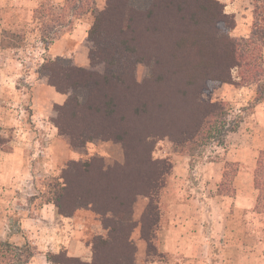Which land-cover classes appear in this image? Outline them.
<instances>
[{
    "label": "trees",
    "instance_id": "obj_1",
    "mask_svg": "<svg viewBox=\"0 0 264 264\" xmlns=\"http://www.w3.org/2000/svg\"><path fill=\"white\" fill-rule=\"evenodd\" d=\"M39 10H34L33 21L41 24ZM225 18L217 0H151L144 10L132 6L131 0H109L95 14L89 30L90 59L103 63L102 73L65 67L57 60L46 63L47 83L57 93L85 91L83 100L71 94L57 105L59 133L74 146L99 139L119 142L124 151L122 165L103 169L97 159L71 162L62 171V181L51 184L48 203L58 215L70 216L87 208L105 230L104 236L91 241L90 262L64 256L61 264H133L136 246L131 235L137 225L146 253L155 256V261H166L158 251V231L161 195L172 162L153 160L154 141L167 138L178 155L189 157L214 140L222 144L236 125L227 129L225 101L202 99L209 83L256 84L255 102L264 100V66L256 57L254 41L260 37L264 44V28L256 27L257 22L248 38L232 40L219 34L218 24ZM135 62H144L150 69L142 84L134 77ZM237 170L234 163L225 164L218 195L233 193ZM254 186L255 211L264 214L262 152ZM139 196L148 203L136 224L132 212ZM60 256L50 254L48 258L58 264ZM32 257L28 244L17 247L0 241V264H26Z\"/></svg>",
    "mask_w": 264,
    "mask_h": 264
},
{
    "label": "rangeland",
    "instance_id": "obj_2",
    "mask_svg": "<svg viewBox=\"0 0 264 264\" xmlns=\"http://www.w3.org/2000/svg\"><path fill=\"white\" fill-rule=\"evenodd\" d=\"M39 1L41 2L38 5L40 9L38 16L42 20V25L33 21L32 28L29 31L30 35L27 37L24 36V31H22L23 28L21 27V12L10 9L5 10L9 16V21L7 22V30L1 34V48L6 53L1 52L0 54L1 151L9 154L12 152L13 147H18L20 148L19 154L27 158L25 176L14 174L13 177L7 176L3 179L1 187L3 189L7 188L10 193L8 192L4 197L0 195V199L3 198L0 203L6 204L8 207L21 206L27 208L30 211L28 213L29 216L34 215L44 205L50 204L48 200L52 195L51 184L62 181L60 179L62 171L69 166V163L97 159L99 161L98 165L103 169L124 163V151L119 142L93 139L84 144L74 146L69 142L67 136L59 133L56 126L57 105L62 104L65 98L71 94H76L83 100L85 91L78 90L77 92L70 91L67 95L61 94L62 101L57 102L56 96L52 92L53 90L50 92L52 87L47 83L48 71L45 67L47 62L57 60L60 65L65 67L77 66L91 72L102 73L104 69L103 63L100 60L91 61L90 59L93 44L89 38V30L95 14L104 10L109 0ZM217 1L221 4L223 13L227 15L225 21L218 24L220 35L227 36L232 40H240L241 38H248L257 22L259 23H257L256 27L264 28V0ZM150 2L151 0H131V5L136 9L144 10L150 5ZM254 13L257 14L256 17H254ZM13 28L15 30H12ZM75 29L78 30L76 39L79 41H75L72 38L67 40V48L72 53L53 57L49 50L55 40L62 36L71 35ZM254 41L258 49L256 57L259 56L261 58L264 66V44L261 45L260 37L254 38ZM5 58H7V61L3 65ZM133 68L135 80L140 84L150 75L149 66L144 62L133 63ZM262 71L264 77V68ZM235 72L236 70L233 68L231 74L234 82ZM262 79L264 80V78ZM226 87L232 89L235 88V84L209 83L202 94V99L205 101L222 100L223 97L226 98V96L230 95L228 91L225 93L224 88ZM37 95L39 96L38 98ZM226 107L228 116L225 121L227 129H231L237 125L239 121L237 116L240 115V111L237 112L236 110L239 109L233 108L232 102L228 103ZM2 112L5 115L10 113L11 124H1V116L4 115ZM225 148L224 137L222 144H218V140H214L190 157V171L193 173H189V177L183 185L190 197L194 195V198L198 199L196 196L202 191L208 196L207 199L210 200V195L214 190L213 177L209 178L207 170L199 171L197 166L203 162L224 157L225 152L223 149ZM175 155L178 154L169 139L163 138L154 141L151 154L153 160H172ZM24 168L22 167V170ZM166 189L168 190L167 193H170L172 189H176L175 186L169 185V179ZM171 198L179 200L178 203L183 201L181 200L182 197L177 198L173 194ZM147 203V198L137 197L132 212V220L136 224L140 221ZM166 203L168 204V202ZM211 203L208 201L205 204L210 206L215 201ZM60 217L61 219L74 217V222H69L68 225L63 223L62 228H59L58 231L61 232V238L63 239V242L60 243L61 246L55 248L52 245V236L44 243V247L47 249L42 250L41 253L44 255L46 263L54 264L48 258L50 254H61L57 260L58 264H61L60 261L64 256L77 258L83 262H90L92 259L91 241L93 237L105 235V230L99 220L87 208L78 209L70 216ZM11 218H13V222L16 220V216H13V213ZM243 219L244 225L239 229L243 230V233L238 232L239 242L235 241L234 246L226 243L227 241L223 238H211L207 246L202 245L201 247V245H198V252L202 256L208 255L207 259L201 260V258H197L191 263H189V260H184L182 263L262 264L261 258H264V249L258 243V240L264 237V219H261L260 223L256 221L255 224L251 220L250 224H248L247 218ZM77 224L82 227H77ZM95 225H97V228L94 227ZM76 229H78L79 236L72 232V230ZM235 230L237 231L238 229H234V240L236 239ZM207 232L214 235L217 231L205 230L204 233ZM221 234L222 232L216 233L218 236ZM131 239L136 246L133 264H135L140 245L144 247L143 262L154 259L155 256L146 253L145 242L139 237L138 225L134 228ZM48 241H50L49 244ZM26 244L32 250L34 256L36 254L35 247L29 242ZM83 251H86V253H83ZM16 253L18 254V252ZM165 260L168 261L169 259L165 257Z\"/></svg>",
    "mask_w": 264,
    "mask_h": 264
},
{
    "label": "crops",
    "instance_id": "obj_3",
    "mask_svg": "<svg viewBox=\"0 0 264 264\" xmlns=\"http://www.w3.org/2000/svg\"><path fill=\"white\" fill-rule=\"evenodd\" d=\"M40 2L39 0H0V54L1 52L6 53L1 48V34L7 30V22L9 21V16L5 10L10 9L21 12V27L24 36L27 37L30 35L29 31L33 25L34 10ZM77 34L78 30L75 29L71 35L62 36L55 40L49 53L53 57L70 55L72 51L67 48V40L72 38L79 41L76 39ZM6 61L7 58L3 61L4 63L2 62L3 65L6 64ZM51 90H53L57 102H61L62 95L50 88V92ZM256 90V84L235 86L232 89H229V87L224 88L225 93L228 91L230 95L226 98L223 97L222 100L227 104L232 102L233 108H238L239 110L236 111H240V115L237 116L239 121L235 129L225 135L226 148L223 149L225 156L203 162L197 166L199 171L207 170L209 178L213 177L214 190L210 195V200L202 191L196 196L198 199H195L194 195L190 197L186 192V188L183 187L189 173H193L190 171L191 158L186 155H175L171 160L172 169L169 176V185L175 186L176 189H172L170 193H167V188L161 195V223L158 231V251L169 260L143 262L144 247L140 245L135 264H177L178 262V264H183L182 261L184 260H189V263H191L197 258L207 259L208 255L202 256L198 252V245H201V247L202 245L207 246L211 238L219 237L234 246L235 241L239 242L238 232L243 233V230H239L244 225L243 218H247L248 224H250V220L255 224L256 221L260 223L261 219H264V214L255 211L257 190L254 186V172L259 154L264 153V100L255 102ZM2 114L4 115L1 116V124H11L10 113L5 115L2 112ZM12 149L9 154L0 150V195L2 197L8 192L10 193L7 188L3 189L1 187L3 179L7 176L13 177L14 174L25 176L27 169V158L19 154L20 148L13 147ZM226 163H234L238 168L233 177V193L231 195H218L217 188L223 178ZM22 167H25L24 170H22ZM172 194L177 198L182 197V203H178L179 200L172 199ZM1 199L3 200V198ZM1 199L0 202H2ZM208 201L212 203L215 201V203L208 206V204H205ZM29 212L27 208L21 206L8 207L6 204L0 203V241H8L2 238L7 230L9 238L13 235L18 237V241L14 245L22 247L29 242L35 247L36 254L27 264H47L44 255L41 253L42 250L47 249L44 247V243L52 236V245L55 248L61 246L60 243L63 242V239L61 238V232L58 230L60 227L62 228L63 223H66V225L69 222L73 223L74 217L61 219L55 207L51 204L44 205L34 215L29 216ZM12 213L13 216H16L14 222L11 218ZM77 227L81 228L82 226L78 225ZM94 227L97 228V225ZM234 229H238L235 230V240ZM77 230H72V232L79 236ZM205 230L222 232V234L218 236L216 235L217 232L214 235L210 232L204 233ZM58 233L59 235H57ZM258 243L264 249V237L258 240ZM83 253H86V251H83Z\"/></svg>",
    "mask_w": 264,
    "mask_h": 264
},
{
    "label": "clouds",
    "instance_id": "obj_4",
    "mask_svg": "<svg viewBox=\"0 0 264 264\" xmlns=\"http://www.w3.org/2000/svg\"><path fill=\"white\" fill-rule=\"evenodd\" d=\"M5 135H7V134L5 133ZM37 155H39V153H37ZM2 238L4 240H8L10 243H13V244L17 243V241H18V237H16L15 235H13V236H11V238H9V236L7 234V230L3 234V237ZM261 259H262V264H264V258H261Z\"/></svg>",
    "mask_w": 264,
    "mask_h": 264
}]
</instances>
